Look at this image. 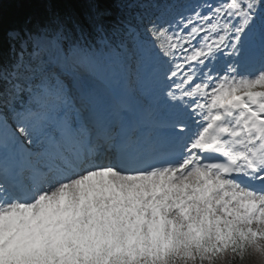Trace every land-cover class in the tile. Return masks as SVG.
<instances>
[{
	"label": "snow or ice",
	"instance_id": "1",
	"mask_svg": "<svg viewBox=\"0 0 264 264\" xmlns=\"http://www.w3.org/2000/svg\"><path fill=\"white\" fill-rule=\"evenodd\" d=\"M259 226L264 0H0V264H217Z\"/></svg>",
	"mask_w": 264,
	"mask_h": 264
},
{
	"label": "rangeland",
	"instance_id": "2",
	"mask_svg": "<svg viewBox=\"0 0 264 264\" xmlns=\"http://www.w3.org/2000/svg\"><path fill=\"white\" fill-rule=\"evenodd\" d=\"M254 231L259 232V235L261 236V244L264 246V226H259L257 229H254ZM231 256V251L225 253L222 255L219 259V264H230L226 261V259ZM260 264H264V258L259 259ZM241 264H257L256 262V255L254 254V251L251 250V252L248 254H244L241 257Z\"/></svg>",
	"mask_w": 264,
	"mask_h": 264
},
{
	"label": "trees",
	"instance_id": "3",
	"mask_svg": "<svg viewBox=\"0 0 264 264\" xmlns=\"http://www.w3.org/2000/svg\"><path fill=\"white\" fill-rule=\"evenodd\" d=\"M5 8H6V10L7 9H9L10 8V6L9 5H5ZM251 243V241L249 242V244H248V247H246V248H243V250L239 253V255L241 254V253H243V252H245L246 250H249L250 249V244ZM229 261L230 262H232V263H234V264H236L237 262H238V260H234V256H232L231 258H229Z\"/></svg>",
	"mask_w": 264,
	"mask_h": 264
},
{
	"label": "bare ground",
	"instance_id": "4",
	"mask_svg": "<svg viewBox=\"0 0 264 264\" xmlns=\"http://www.w3.org/2000/svg\"><path fill=\"white\" fill-rule=\"evenodd\" d=\"M255 254L257 255V250L255 251Z\"/></svg>",
	"mask_w": 264,
	"mask_h": 264
}]
</instances>
